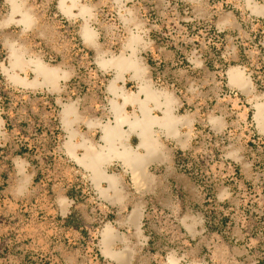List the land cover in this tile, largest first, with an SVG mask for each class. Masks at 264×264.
Listing matches in <instances>:
<instances>
[{
    "label": "rangeland",
    "instance_id": "1",
    "mask_svg": "<svg viewBox=\"0 0 264 264\" xmlns=\"http://www.w3.org/2000/svg\"><path fill=\"white\" fill-rule=\"evenodd\" d=\"M16 2L31 23L17 14L0 26V264H264V0H77L72 16L60 0ZM10 9L0 0V22ZM85 20L94 43L81 34ZM11 44L31 60L15 70L21 78H37L36 59L68 71L60 90L14 82ZM99 51L132 57L193 124L179 128L186 147L155 128L169 157L148 167L153 190L137 191L120 161L103 166L122 199L106 180L111 199L102 197L65 145V107L86 135L75 144L99 142L89 119L112 117L116 70L98 64ZM139 82L126 71L116 84L137 91Z\"/></svg>",
    "mask_w": 264,
    "mask_h": 264
},
{
    "label": "bare ground",
    "instance_id": "2",
    "mask_svg": "<svg viewBox=\"0 0 264 264\" xmlns=\"http://www.w3.org/2000/svg\"><path fill=\"white\" fill-rule=\"evenodd\" d=\"M11 2V9L1 25L8 24L17 14H21L25 20V25H30L31 18L29 12H22L21 6L18 5L16 0H9ZM60 0L61 11L72 16L73 7L77 6V0ZM80 13L85 15L88 12V7L80 6ZM256 10L260 9L256 7ZM22 12V13H21ZM81 34L87 43H94L95 32L90 27L87 20H85ZM132 47V45H131ZM135 49V48H134ZM11 56V65L5 68L8 76L17 84L24 86H38L46 84L52 89L60 90L59 81L66 80L69 77V72L54 66L45 64L42 60L36 59L32 61L34 71L37 78L34 81L21 78L15 73L19 70H25L27 64L31 60L26 59L23 49L13 44L9 45ZM133 51V48H132ZM133 56V55H132ZM98 64L104 69H115V78L111 82L108 91L111 94L109 98V112L112 117L108 119H96L95 121L88 122L90 126L99 125L101 129V139L99 142H89L84 140L80 144H75L74 138L78 136H86L84 133L72 128L73 122L79 119L77 110L73 107H65L63 109L64 120L66 128L68 129L69 139L65 142L69 153L75 157L81 166L87 167L91 172L93 179L96 182L97 189L102 197L111 199L108 195V190L104 189L100 181L106 180L109 183V188L117 193L118 199H122V194L118 191L119 178L116 175H109L103 169L106 163H112L115 160H120L125 168H129L137 184L149 183L152 178L147 176L146 170L148 165L159 155L160 145L156 137H154L153 130L158 126L166 136H172L178 140L179 143L185 144L186 142L181 139L178 132L177 125L182 120L174 113L173 101L174 99L169 95L165 99H161V94L155 90L152 85L147 82L145 71L135 62L132 57L125 54H113L106 56L104 53L98 52ZM13 70V71H12ZM132 71L139 82V90L128 91L124 85H117L118 80L125 79V72ZM42 76V80L38 77ZM230 79L241 88H246V80L242 73L233 69L230 72ZM164 94V92H163ZM120 100H119V99ZM134 107L133 112L128 113V106ZM152 107L161 109V114L156 115L152 112ZM70 115H75L76 120L68 118ZM129 127V132L135 131L139 135V141L133 145L130 141L131 134L124 128ZM84 147L85 152L82 156L77 153L78 147ZM138 148H142L146 153H140ZM109 231V235H110ZM112 233V232H111ZM109 245V240L104 241ZM107 247V246H106ZM108 254H112L109 247L106 248Z\"/></svg>",
    "mask_w": 264,
    "mask_h": 264
},
{
    "label": "crops",
    "instance_id": "3",
    "mask_svg": "<svg viewBox=\"0 0 264 264\" xmlns=\"http://www.w3.org/2000/svg\"><path fill=\"white\" fill-rule=\"evenodd\" d=\"M185 124V127L186 128H192L193 127V124L192 123H185L184 122V120H182V122L181 123H178V125H177V128H178V132H179V128L181 127V126H183L184 124ZM96 128L97 129H100V127H99V125H97L96 126ZM127 131L129 130V127L128 126H125L124 127ZM155 128H159L158 126H156ZM155 128H154V130H153V134H154V137L156 136L155 135ZM189 129V130H190ZM161 130V129H160ZM100 131H101V129H100ZM129 132V131H128ZM130 134H131V136H130V141H132V139H136L137 141H139V135H137L136 133L137 132H135V131H131V132H129ZM186 133H189V132H186ZM179 134H180V137H181V139L182 140H184L186 143L185 144H181V143H179L178 142V140L176 139V138H174V137H172V136H166L163 132H162V135L164 136V137H166V138H170V139H173V140H175L176 141V143L177 144H179L181 147H186L187 145H188V140H189V137H186V138H184L183 136H182V134H181V132H179ZM100 139H101V136H100ZM156 139L158 140V138L156 137ZM136 141V142H137ZM158 142H159V140H158ZM159 145H160V152H159V155L148 165V167L152 164V163H155V161H159V159H160V161L161 162H165V161H167L168 160V157H169V155L166 153V151H164V149H163V145L159 142ZM138 150H139V152L140 153H142V151L141 150H144V149H142V148H138ZM116 161H120V160H115V162ZM159 161V162H160ZM121 162V161H120ZM119 162V163H120ZM120 165V164H119ZM122 165V167L125 169V171H128L131 175H132V177L134 176L133 175V173H132V171L129 169V168H125V166L123 165V164H121ZM148 167H147V170H148ZM147 170H146V173H147ZM152 178V177H151ZM133 181H134V186H135V188H136V190L137 191H141V192H148V191H150V190H153V189H151V185H152V181H153V179H152V181H150L149 183H144V184H137L136 183V180H135V178L133 177ZM118 188H119V185H118Z\"/></svg>",
    "mask_w": 264,
    "mask_h": 264
}]
</instances>
